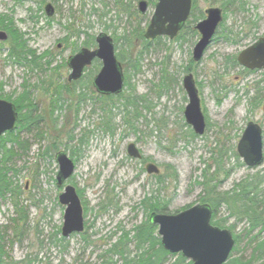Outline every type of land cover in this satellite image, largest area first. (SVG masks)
Segmentation results:
<instances>
[{
	"label": "rangeland",
	"instance_id": "1",
	"mask_svg": "<svg viewBox=\"0 0 264 264\" xmlns=\"http://www.w3.org/2000/svg\"><path fill=\"white\" fill-rule=\"evenodd\" d=\"M127 1L136 9L137 0H124ZM48 2L54 8V14L49 17L43 9ZM219 2L214 0L206 4L199 1L198 10L203 12L210 6L219 7ZM103 3L98 0H0V14L13 19L15 28L24 33L28 48L38 54L49 52L51 56V65L41 62L39 68L16 64L7 57L9 37L0 41L3 94L17 97L23 89H28L37 114L45 115L47 119L50 83L66 80L69 69L62 64L66 63L72 49L77 50L83 40L89 36L94 38L103 31L113 40L118 37V45L123 48L126 44L120 36L125 33L131 36L135 29L145 31L154 10V5H149L141 17L126 16L118 13L112 0ZM245 3L246 12L233 7L227 10V29L211 41L197 62L192 60L191 53L199 35L183 30L177 37L161 36L160 40L153 42L151 49L140 55L136 70L127 60L130 52L126 53L125 60L121 61L123 74L128 76L134 94L143 95L149 102V111L143 107V102L138 104L142 116L134 122L136 129L133 130L124 122L125 112L118 102L111 111V129L106 130L99 102L86 100L79 106L74 135L77 138L83 135L86 144L73 152L75 170L64 184H55L58 170L55 152H49L53 154L52 159L49 154L40 156L48 141L35 137V130L28 132L17 127L12 130L25 146L19 148L13 144L16 154L7 165L15 189L13 198L10 194L0 196V264H101L99 256L123 230H130L144 220V212L137 205L144 195L166 198L170 214L197 204L202 188L196 182L207 165H210L209 171H213L215 165L211 158L218 151L222 152L223 170L228 172V175L221 174L218 187L221 191H229L249 173L264 167L263 162L258 167L248 168L240 157L236 161L232 155L249 120L259 123L263 129L264 153V97L258 107H253L249 101L254 94L253 84L261 78L260 71L242 74L238 67L229 69L224 65L225 59L237 55L245 46L264 36V0H245ZM248 21L255 22L251 29ZM68 26L80 33L67 37ZM228 29L232 35L226 39L224 34H229ZM139 48L140 42L136 38L134 54ZM191 60L190 71L185 72ZM186 73L194 78L200 109L208 124L205 132L194 138L190 137L192 129L184 119L183 109L188 99L182 80ZM164 77L167 82L166 79L163 81ZM130 86L123 88L125 95L132 92ZM55 114L59 115L58 109ZM61 140L67 141L65 137ZM130 142L136 144L145 162L141 161L142 157L135 159L127 155L126 147ZM71 144L66 143V147L58 144L55 151L69 148L66 149L69 154ZM147 162L157 165L160 173L164 164L173 166L178 174L175 183L167 181L164 189L157 186L154 176L146 172ZM67 183L80 192L84 228L80 234L74 233L60 240L65 207L57 197ZM12 199H18L28 215L18 236H14L12 219L17 214ZM106 202L111 205L101 207ZM219 215L228 216L224 208L220 209ZM233 222L234 219L230 218L225 226ZM235 226L233 232L240 236L238 253L247 256L251 250L248 245L250 236L246 234L248 225L242 221ZM30 259L33 260L28 262Z\"/></svg>",
	"mask_w": 264,
	"mask_h": 264
},
{
	"label": "trees",
	"instance_id": "2",
	"mask_svg": "<svg viewBox=\"0 0 264 264\" xmlns=\"http://www.w3.org/2000/svg\"><path fill=\"white\" fill-rule=\"evenodd\" d=\"M101 3L104 0H98ZM114 5L118 8V13L126 14V16H139L141 17L136 9L132 8L131 2L124 0H112ZM138 1V0H137ZM150 5H154L156 0H147ZM202 1L206 4L213 3L214 0H192V7L190 15L185 22L184 30L187 33L199 35L194 29V26L199 19L204 17V12L201 9L198 10V3ZM219 7L223 11V19L213 39L217 38L218 35L226 28L225 20L227 18V10L233 7L237 11H247L245 0H220ZM105 4V3H103ZM249 29H251L255 22H247ZM67 37L80 33L79 30L74 29L72 26L67 27ZM227 29V28H226ZM0 30L6 32L9 37V45L7 50V57L12 60L13 63L21 65H31L32 67L39 68L41 62L51 65L50 53L43 52L38 54L35 50L28 48L27 42L24 39V33L15 28L14 21L8 15L0 14ZM229 34H224V38L228 39L232 35V31L228 29ZM143 30L135 29L131 32V36L127 33L122 34L120 37L126 44L125 47L118 45V37H114V48L116 51V57L119 61L123 62L126 58V53H129L128 61L133 69L136 67V63L139 61L140 55L147 53L151 49V44L161 39V36H157L156 39H146ZM138 38L140 42V48L136 54L133 52L134 40ZM2 45V44H1ZM82 45L85 47L93 48L95 46V39L89 36L83 40ZM75 48L72 52H75ZM190 64L185 72L190 71ZM65 66V63L62 64ZM98 60L94 59L91 66L85 69L83 77L73 82H67L64 80L62 83L53 81L51 84L52 90L50 91V108L47 110V119L45 115L37 114V108L35 101L30 94L28 89H23L17 97H12L10 94H3V88L0 85V98L12 101L17 110V121L15 127L19 130L26 129L28 132L35 130V137L40 140L44 138L48 141L45 150L40 153V156L44 157L49 152H56L57 145L63 144L66 147V143L72 142L70 147L69 156L72 158L73 152L76 148H80V145L86 144L84 136L77 138L74 135L75 128L78 122V110L79 106L83 105L86 100L92 102H99L100 109L104 113V121L102 124L105 125V129H111L110 121L112 119V109L116 107L118 102L123 106L125 112L124 122L128 127L133 130L136 129L134 123L142 116V113L138 110V104L143 102V107L149 111V102L144 99L143 95H135L132 90L128 76L124 75V89L130 86L132 92L125 95L121 92L116 95H100L96 94L91 87V79L94 76L93 71L99 67ZM224 65L227 68L238 67L242 74L251 73L248 69H243L236 62V55L225 59ZM55 70V69H54ZM136 70V69H135ZM164 72V71H163ZM188 74V73H186ZM261 78L256 80L253 84L255 85L254 94L249 99L250 104L253 107H258L261 98L264 97V70L260 71ZM86 77V79H83ZM167 78L164 77L163 81ZM162 83V82H161ZM161 86V85H160ZM163 86V84H162ZM67 95V96H66ZM253 100V101H252ZM59 110V115L55 114V110ZM65 114L62 115V112ZM45 116V117H44ZM54 116V117H52ZM61 117V118H60ZM46 119V120H45ZM60 119H62L60 121ZM43 124L42 122H44ZM60 121V122H59ZM43 124V125H42ZM60 124V128H58ZM208 126V124H206ZM42 126H44L42 128ZM196 134L191 131L190 137L194 138ZM67 139L63 142L61 139ZM11 143V146H7V143ZM13 144H16L19 148H23L24 142L20 141L18 134L6 132L0 137V196L10 194L13 198L15 189L12 186V182L8 176V162L14 156L15 150H13ZM69 149V148H66ZM66 149L64 150L65 152ZM215 153L213 150H211ZM68 153V152H67ZM55 154V153H54ZM233 157L236 161L239 160L237 151L232 152ZM52 159L53 154H49ZM214 162L215 168L213 171H209L210 165H207L202 170L201 179L196 183L201 185V192L198 196L200 203H205L211 206V224L218 227L227 228L234 237L233 249L223 264H260L264 261V167L255 173H249L248 176L242 178L238 184L234 185L229 191H221L218 189L220 186L221 174L224 173V162H222V152L218 151L211 158ZM74 161V158H73ZM142 162H145V157H142ZM239 163V162H238ZM241 164V162H240ZM227 172V171H226ZM224 173L225 175L228 173ZM154 176L156 185L161 186L164 189V183L171 181L175 183L178 178V174L173 166L170 164H164V170L162 173L150 174ZM228 175V174H227ZM80 195V192L77 193ZM12 204L15 206V212L17 216L12 219L14 225V236L21 234L22 226L27 222L28 215L24 212V207L19 203L18 199H12ZM168 200L166 198L159 197L158 195H144L143 199L138 202V208H141L144 212V220L140 224H135L130 230H123V232L110 244L101 258V264H189L190 260H186L181 256L180 253L173 254L168 250H164L161 245L160 237L157 233V227L154 226L148 219L149 215L154 211L159 213H170L167 207ZM111 205L106 202L101 207L105 208ZM224 208L228 216L219 215L220 209ZM233 218L234 222L226 227L229 219ZM244 221L247 227L246 234L250 236L248 245L251 247L250 253L246 256L238 253L239 239L240 236L234 234L233 230L236 227V223ZM63 236L60 240H63ZM2 254L0 247V255ZM1 259V258H0ZM33 259L28 260L31 262Z\"/></svg>",
	"mask_w": 264,
	"mask_h": 264
},
{
	"label": "water",
	"instance_id": "3",
	"mask_svg": "<svg viewBox=\"0 0 264 264\" xmlns=\"http://www.w3.org/2000/svg\"><path fill=\"white\" fill-rule=\"evenodd\" d=\"M192 0H157L148 26L143 34L147 39L157 36L174 38L189 18ZM139 14L145 13L148 4L146 0L137 1ZM47 17L54 14V8L48 2L44 5ZM205 16L195 25L200 35L192 49V59L197 62L210 45L212 38L223 18L221 7L210 6L204 10ZM7 39V33L0 30V41ZM96 46L93 49L82 46L78 51L67 57L69 68L68 81L79 79L83 69L91 65L94 59L100 60L101 67L92 79L94 90L100 95H117L124 86L123 70L116 58L113 39L104 31L95 36ZM237 63L249 70H264V36L258 37L253 43L245 46L237 53ZM182 86L186 91L188 103L184 107V119L192 131L202 135L205 132L206 120L200 109L198 89L195 87L192 74L183 76ZM264 114V102L262 103ZM17 110L12 101L0 98V137L15 129ZM236 145L237 154L248 168L260 166L264 162L263 129L253 120L247 121ZM127 155L141 159L136 144L130 142L126 147ZM54 159L57 162L55 175L58 186L67 181L75 168L74 161L67 152L58 150ZM145 169L148 174L159 173V168L153 162H147ZM58 201L65 208L60 234L64 238L71 234H80L84 228L81 200L74 187L67 183L58 194ZM212 209L210 205L197 204L178 211L175 214L154 211L148 217L158 229L157 233L164 250L170 253H180L190 260L189 264H223L227 261L233 249L234 237L227 228L211 224ZM260 264H264V261Z\"/></svg>",
	"mask_w": 264,
	"mask_h": 264
},
{
	"label": "flooded vegetation",
	"instance_id": "4",
	"mask_svg": "<svg viewBox=\"0 0 264 264\" xmlns=\"http://www.w3.org/2000/svg\"><path fill=\"white\" fill-rule=\"evenodd\" d=\"M146 1H147V0H146ZM156 1H157V0H156ZM136 3H137V1H136ZM155 3H156V2H155ZM155 3H154V7H155V5H156ZM50 4H51V3H50ZM147 4H148V6L150 5V4L148 3V1H147ZM51 6L53 7L52 4H51ZM43 8H44V6H43ZM147 8H148V7H147ZM136 9H137V7H136ZM137 11H138V9H137ZM141 15H142V14H141ZM149 20H150V19H149ZM148 23H149V22H148ZM148 23H147V24H148ZM184 24H185V23H184ZM196 24H197V23H196ZM196 24H195V25H196ZM185 25H186V24H185ZM185 25H184V26H185ZM147 26H148V25H147ZM184 26H183L178 32H180L181 30H184ZM194 29H195V26H194ZM218 29H219V27L217 28V30H218ZM195 30H196V29H195ZM217 30H216V32H217ZM183 32H184V31H183ZM216 32H215V35H216ZM177 35H178V33L176 34L175 37H177ZM95 36H96V35H95ZM95 36H94V38H95ZM199 36H200V35H199ZM7 38H8V34H7ZM156 38H157V37H156ZM156 38H154V39H156ZM198 38H199V37H198ZM113 42H114V40H113ZM82 46H85V45H82ZM82 46H81V47H82ZM95 46H96V42H95ZM81 47H80V48H81ZM80 48H78V49H80ZM87 48H88V47H87ZM93 48H94V47H93ZM78 49H77L75 52H72V54L76 53V52L78 51ZM90 49H92V48H90ZM237 53H238V52H237ZM72 54H71V55H72ZM69 56H70V55H69ZM236 56H237V55H236ZM96 60H97V59H96ZM65 61H66V60H65ZM98 61H100V60H98ZM236 62H237V60H236ZM237 64H238V63H237ZM65 65L67 66V61H66ZM90 66H91V65L86 66V67L83 69L84 73L86 72L85 69L88 68V67H90ZM239 66H240V65H239ZM67 67H68V66H67ZM100 67H101V62H100V66H99V68H100ZM240 67H241V66H240ZM99 68H98V70H99ZM242 68H243V67H242ZM68 69H69V68H68ZM243 69H245V68H243ZM246 69H247V68H246ZM98 70H97V72H98ZM248 70H249V69H248ZM255 70H257V69H255ZM255 70H250V71H255ZM69 71H70V70H69ZM69 71H68V72H69ZM258 71H262V70H258ZM97 72H96V73H97ZM69 73H70V72H69ZM84 73L82 74V76H81L79 79H81V78L83 77ZM96 73H95V74H96ZM95 74H94V75H95ZM68 75H69V74H68ZM68 75H67V77H68ZM123 76H124V74H123ZM93 77H94V76H93ZM93 77H92V79H93ZM79 79H77V80H79ZM92 79H91V81H92ZM66 80H67V82H69V83L75 81V80H73V81H68L67 78H66ZM123 80H124V77H123ZM124 81H125V80H124ZM195 86H196V85H195ZM91 87H92L93 91L96 92V91L94 90L93 86H92V82H91ZM123 88H124V86H123ZM122 90H123V89H122ZM122 92H123V91H122ZM116 96H117V95H116ZM202 113H203V112H202ZM262 113H263V112H262ZM263 115H264V114H263ZM204 120H206V119L204 118ZM15 124H16V123H15ZM206 124H207V123H206ZM14 128H15V127H14ZM205 128H206V126H205ZM204 130H205V129H204ZM193 132H194V131H193ZM194 133H195V132H194ZM195 134H196V133H195ZM196 135H199V134H196ZM235 150H236V148H235ZM236 151H237V150H236ZM54 155H55V154H54ZM74 165H75V164H74ZM54 180H55V179H54ZM55 184H56V180H55ZM57 200H58V197H57ZM60 229H61V228H60ZM59 232H60V231H59ZM61 235H62V234H61Z\"/></svg>",
	"mask_w": 264,
	"mask_h": 264
}]
</instances>
